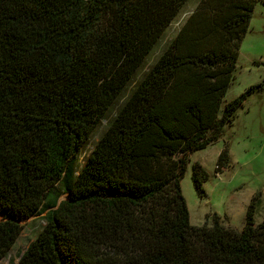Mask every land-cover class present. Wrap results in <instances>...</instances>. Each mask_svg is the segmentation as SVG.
Instances as JSON below:
<instances>
[{"label":"trees","instance_id":"16d2710c","mask_svg":"<svg viewBox=\"0 0 264 264\" xmlns=\"http://www.w3.org/2000/svg\"><path fill=\"white\" fill-rule=\"evenodd\" d=\"M187 1L0 0V260L20 221L45 211L18 264H264L260 191L235 230L216 213L192 225L180 187L188 153L264 88L221 109L264 0H200L79 161ZM230 159L225 145L215 172ZM208 177L192 163L199 197Z\"/></svg>","mask_w":264,"mask_h":264},{"label":"rangeland","instance_id":"374dc122","mask_svg":"<svg viewBox=\"0 0 264 264\" xmlns=\"http://www.w3.org/2000/svg\"><path fill=\"white\" fill-rule=\"evenodd\" d=\"M200 0H188L175 20L167 27L154 48L137 71L133 81L95 128L87 144L82 149L80 164L88 156L95 143L104 133L109 121L126 100L135 84L165 50L169 42L197 8ZM233 80L222 100L240 95L249 86L262 83L264 87V3L257 1L252 12L248 29L241 38ZM228 146L230 163L220 173L215 172L220 150ZM185 172L180 181L185 198L189 222L192 225L212 223L211 216L219 215L223 225L240 230L244 223L247 206L257 191L261 193V206L255 214V222L264 219V88L250 94L238 109L232 123L226 124L221 137L204 149L188 153ZM199 162L208 172L204 183L206 197H199L191 180V166ZM63 197H61L62 199ZM45 211L20 221L22 230L7 255L0 264H18L20 255L45 224ZM2 216L0 215V220Z\"/></svg>","mask_w":264,"mask_h":264}]
</instances>
